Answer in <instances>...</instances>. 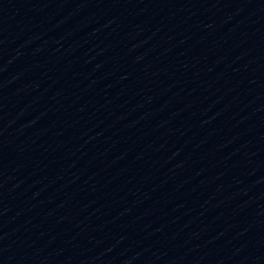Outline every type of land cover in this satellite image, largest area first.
Returning a JSON list of instances; mask_svg holds the SVG:
<instances>
[{
  "label": "water",
  "instance_id": "1",
  "mask_svg": "<svg viewBox=\"0 0 264 264\" xmlns=\"http://www.w3.org/2000/svg\"><path fill=\"white\" fill-rule=\"evenodd\" d=\"M0 264H264V0H0Z\"/></svg>",
  "mask_w": 264,
  "mask_h": 264
}]
</instances>
